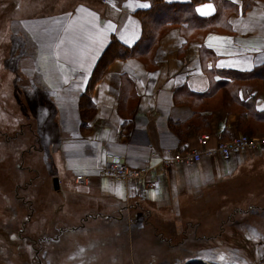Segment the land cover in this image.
Wrapping results in <instances>:
<instances>
[{"label":"crops","instance_id":"crops-1","mask_svg":"<svg viewBox=\"0 0 264 264\" xmlns=\"http://www.w3.org/2000/svg\"><path fill=\"white\" fill-rule=\"evenodd\" d=\"M30 1L13 0L11 28L23 41L19 71L50 97L56 139L51 164L33 161L34 176L24 175L22 189L49 193L55 224L74 226L71 231L108 221L132 239L157 242L145 243L142 257L178 255L176 242L219 237L228 220L253 226L231 228L240 242L264 232V149L157 164L200 148L203 134H210L207 146L213 147L241 133L264 132L257 115L264 113V77L253 74L264 65V0H206L193 9L191 0H161L157 10L179 19L159 27L163 34L151 53L114 59L91 84L86 107L80 99L100 56L112 37L127 46L139 43L138 11L151 9L152 1ZM188 9L193 12L185 14ZM109 156H121L132 168H154L143 182L116 179L104 174ZM33 203L29 199L34 216ZM194 260L216 264L196 255L172 264ZM251 264H264V245Z\"/></svg>","mask_w":264,"mask_h":264},{"label":"rangeland","instance_id":"rangeland-1","mask_svg":"<svg viewBox=\"0 0 264 264\" xmlns=\"http://www.w3.org/2000/svg\"><path fill=\"white\" fill-rule=\"evenodd\" d=\"M15 7L13 0H0V264H172L193 255L216 264L257 261L264 245V232L248 233L250 240L240 242L231 228L253 226L240 225L238 219L228 220L219 237L198 236L196 242H176L180 245L175 249L179 250L178 255L148 257L140 256V250L147 248L145 243L157 242L132 239L127 229H114L108 221H90L71 231L74 226L62 225L58 220L55 224L54 212L48 205V201H53L49 200V193L22 189L24 175L30 172L34 176L33 169L29 170L33 161L43 158L51 164L50 158L55 156L51 150L56 139V119L50 97L41 95L32 80L19 71L23 41L18 40L11 28ZM29 7L23 10L33 12ZM251 135L264 136V132ZM29 199H33L37 208L34 216L28 208ZM27 208L32 213L30 220L26 219ZM259 218L264 222V215ZM248 221L253 224L251 217Z\"/></svg>","mask_w":264,"mask_h":264},{"label":"trees","instance_id":"trees-1","mask_svg":"<svg viewBox=\"0 0 264 264\" xmlns=\"http://www.w3.org/2000/svg\"><path fill=\"white\" fill-rule=\"evenodd\" d=\"M153 3V6H151V9L149 10H140L138 11V15L142 20L143 24V35L139 43H137L135 46H127L123 44L121 41H119L116 37H112L111 42L103 52V54L100 56V59L98 60L95 69L92 73L91 79L89 81V85L87 87V94H84L81 99L80 103L83 105V107H86L88 103L91 102L90 92H91V84L95 83L97 79L103 74L107 66L114 60V59H126L128 57L133 56H139L144 55L147 53H151L158 42V39L163 34V32L158 31L159 27L161 26H167L171 23H169L170 19H179V15L173 14L168 15V13H163L160 10H157V8L160 6L159 3H162L161 0H151ZM203 1L206 0H191L190 7L193 9L194 5H197ZM157 2V5H155ZM165 7V3H164ZM192 9H188L185 14H189V11L191 13L193 12ZM205 19H199V22H204ZM240 76L244 75L245 77L253 76V74H256L260 77H264V65H262L260 68H258L253 74L251 73H238ZM264 86V84H262ZM258 118L262 119L264 118V113H258ZM245 130H250L251 133H254L255 129H253L251 126H248L245 128ZM251 135V134H249ZM187 264H207L200 261H194L189 262Z\"/></svg>","mask_w":264,"mask_h":264},{"label":"built area","instance_id":"built-area-1","mask_svg":"<svg viewBox=\"0 0 264 264\" xmlns=\"http://www.w3.org/2000/svg\"><path fill=\"white\" fill-rule=\"evenodd\" d=\"M210 134H203L199 138L200 148L186 152H177L172 157H164L158 161L160 163H170L171 160L178 162L191 163L198 161L203 155H218L224 159H229L235 154H240L251 150L264 149V136L253 137L252 135L241 133L227 140L219 141L215 146L208 147ZM153 166H144L139 168L130 167L121 156H109L108 166L104 174L109 177L121 179L124 181L143 182L153 170ZM83 175H77L76 180H83Z\"/></svg>","mask_w":264,"mask_h":264},{"label":"water","instance_id":"water-1","mask_svg":"<svg viewBox=\"0 0 264 264\" xmlns=\"http://www.w3.org/2000/svg\"><path fill=\"white\" fill-rule=\"evenodd\" d=\"M58 178L57 177H55L54 179H53V185H54V188L56 189V190H58L59 189V184H58Z\"/></svg>","mask_w":264,"mask_h":264},{"label":"snow or ice","instance_id":"snow-or-ice-1","mask_svg":"<svg viewBox=\"0 0 264 264\" xmlns=\"http://www.w3.org/2000/svg\"><path fill=\"white\" fill-rule=\"evenodd\" d=\"M207 7H211V5H208Z\"/></svg>","mask_w":264,"mask_h":264}]
</instances>
